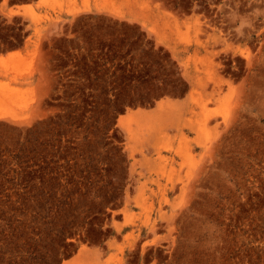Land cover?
I'll return each mask as SVG.
<instances>
[{
	"label": "rangeland",
	"instance_id": "rangeland-1",
	"mask_svg": "<svg viewBox=\"0 0 264 264\" xmlns=\"http://www.w3.org/2000/svg\"><path fill=\"white\" fill-rule=\"evenodd\" d=\"M20 1L0 264H264V0Z\"/></svg>",
	"mask_w": 264,
	"mask_h": 264
},
{
	"label": "crops",
	"instance_id": "crops-1",
	"mask_svg": "<svg viewBox=\"0 0 264 264\" xmlns=\"http://www.w3.org/2000/svg\"><path fill=\"white\" fill-rule=\"evenodd\" d=\"M43 0H34L33 2H24V1H20V2H11L8 3V8L11 9H17L20 8V11H22L23 7L29 6V5H38L40 2H42Z\"/></svg>",
	"mask_w": 264,
	"mask_h": 264
},
{
	"label": "bare ground",
	"instance_id": "bare-ground-1",
	"mask_svg": "<svg viewBox=\"0 0 264 264\" xmlns=\"http://www.w3.org/2000/svg\"><path fill=\"white\" fill-rule=\"evenodd\" d=\"M43 2V1H42ZM40 2V4L42 3ZM31 6V5H30ZM23 10H28L30 8L28 7H23L22 8ZM32 9V8H31ZM21 13L19 10H14V9H11L10 10V14H19ZM20 56V53L19 52H10L8 53L6 56H0V64H2L4 61H6L7 59L9 58H14V57H19Z\"/></svg>",
	"mask_w": 264,
	"mask_h": 264
}]
</instances>
